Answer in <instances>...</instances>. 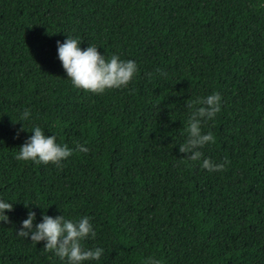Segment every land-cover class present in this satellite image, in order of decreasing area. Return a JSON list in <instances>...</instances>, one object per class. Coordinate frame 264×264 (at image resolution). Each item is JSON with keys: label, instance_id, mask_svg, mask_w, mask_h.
<instances>
[{"label": "trees", "instance_id": "16d2710c", "mask_svg": "<svg viewBox=\"0 0 264 264\" xmlns=\"http://www.w3.org/2000/svg\"><path fill=\"white\" fill-rule=\"evenodd\" d=\"M66 35L136 74L99 94L72 87L55 52ZM212 91L201 152L228 161L219 172L177 151L189 102ZM32 124L88 151L16 160ZM0 198L13 204L0 264H62L14 235L27 202L34 223L90 217L84 245L104 253L85 264H264V0H0Z\"/></svg>", "mask_w": 264, "mask_h": 264}, {"label": "clouds", "instance_id": "9594fccd", "mask_svg": "<svg viewBox=\"0 0 264 264\" xmlns=\"http://www.w3.org/2000/svg\"><path fill=\"white\" fill-rule=\"evenodd\" d=\"M80 41L66 35L63 41L55 42L56 58L60 62L66 78L74 88L91 93H103L107 89H119L127 85L137 72V64L133 59H120L113 54L105 58L104 53L97 50V46L87 44L81 49ZM164 75L163 71L157 69ZM189 112L184 124V139L177 144V151L184 153L188 161L198 162L201 169L208 172L222 171L228 164L227 160L214 161L206 156L202 157L201 149L213 143L215 137L211 131H202L203 125L212 120L220 111V94L216 91L190 101ZM30 119V111L24 108L17 114L16 120L22 124ZM30 135L14 153V159L32 162L33 164L52 163L57 166L69 157L73 151L85 153L87 147L76 143L69 148L57 142L56 136L45 135L38 124H32ZM23 203L25 215L19 220V227L15 229V236L36 245L43 242V250L51 251L62 264H85L86 261H98L104 249L100 246L85 247L84 241L95 236V230L90 217L82 215L79 218H66L64 215H47L40 212V219L35 222L36 212ZM12 202L0 198V222L8 223V213L12 210ZM143 264H162L154 256L144 258Z\"/></svg>", "mask_w": 264, "mask_h": 264}]
</instances>
